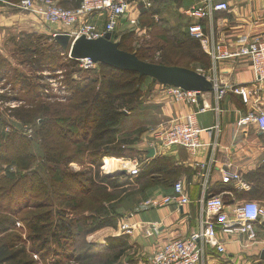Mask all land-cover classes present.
Returning <instances> with one entry per match:
<instances>
[{
	"label": "rangeland",
	"instance_id": "rangeland-1",
	"mask_svg": "<svg viewBox=\"0 0 264 264\" xmlns=\"http://www.w3.org/2000/svg\"><path fill=\"white\" fill-rule=\"evenodd\" d=\"M3 1L6 2L4 7L8 15L21 14V17L25 18L23 24L30 25L29 20L31 25L32 22H36L38 28L31 25L22 26L19 24L20 22H14L11 25L8 23V25L0 27V96L6 98V100L0 101V216L11 214L19 222L12 229V233H17L27 249H32V258L36 264H53L58 259L70 260L72 254L77 255L87 251L88 244L94 247L96 253L99 254L97 258H94L95 262L112 257L120 249V245L116 246V249L106 250L107 240L113 236L104 237L107 233L105 231L108 228L120 231L119 225L123 218L120 210L127 202L126 198H132L131 192H128L126 196L124 194L131 190L134 184L133 179L131 181L124 178L125 175L117 174L123 169L122 165L125 162L116 160L114 164H111L114 168L110 171L106 170L107 165L104 166L106 158L102 160L98 169L88 164L87 160H84L83 163L72 162L59 166L57 170L54 167L55 170L51 169L48 173L41 170L42 176L39 178L36 169V165L40 164L39 158H34L29 168L27 162H22L19 159H23L31 150L38 149V132L35 134L34 127L38 116L34 117L31 123L23 124L17 121L11 112L13 109L24 107L25 102L29 103L34 99L35 102L42 101V103L51 105L66 103L72 95L70 85L65 83L66 74L71 72L70 77L74 81L95 78L101 72L99 64L88 70H83L78 65L71 66L67 62L68 52L60 50L62 53L59 54L56 50H49L50 39H54V34H56L54 32L63 33L64 28L57 25L48 26L40 19L20 12L13 6L20 0ZM3 1H0V6ZM186 2L190 3L191 0H186ZM54 4L57 5L55 1ZM152 9L154 10L146 15H141V7L136 8L133 3L130 16L134 17L139 14L138 24L136 26H129L127 23L120 24L113 33L118 35L113 41L118 42L119 35L121 37L123 33L127 34L128 38L123 48L129 53H134L139 49L145 50L152 43L163 40H167V45L176 47L168 41H172V37L175 41L178 38H185L182 33H186L191 22L190 17L185 13L188 9H182L180 3L171 1L167 3L162 0H157ZM153 11H158L159 14L157 16L150 15ZM161 22L164 23L160 24ZM174 44L176 45V43ZM35 48L40 49L37 54V59H41L40 70L32 63L36 56L32 57L31 51H34ZM54 54H56L57 60L54 62L45 61V58ZM159 56V54L153 57L148 56L146 61L157 64ZM180 62L182 61L180 60ZM56 63L62 65L61 68L51 70V66ZM182 65L201 74L196 70L198 66L196 63H188V60H183ZM25 79H27L28 85H38V96L36 95L35 98L31 97L30 91L22 89L20 83ZM147 81L149 80L147 79ZM141 94L142 101H146L147 91L145 88H142ZM124 112L125 117L120 125L122 130L115 135L117 147H122L121 142L126 139L129 143L125 147L127 151L125 159L141 161L144 156H141L140 148L144 149L152 143H156L154 135L157 133L151 132V130L159 129L162 126V120H158V113L149 114L150 112L139 109H124ZM156 120L159 122L153 125ZM70 132L80 135L85 133L83 126H80L79 129L71 128ZM149 134H153V136L149 137ZM85 140L83 137L65 140L62 142V152L67 156L80 153ZM103 176L108 177L113 184H101L100 177ZM42 200L49 201V207L53 211H59L58 207L62 208L63 211H66L69 219H72L73 215H78V222L73 225L76 241L72 245L71 242L74 239L73 241L69 240L66 244L68 248L61 256L56 255L57 249L54 244L48 242L49 239H46L43 244L45 236L39 241H30L35 236L31 237L21 222V218L33 213L36 203ZM77 206L78 208H76ZM72 209H76V212H73ZM94 219L108 222L111 226L87 234L89 232L87 229L89 225H92ZM110 232L115 233L114 231ZM118 234L120 237L125 236ZM127 247L128 244L125 242L124 249ZM97 248L103 251L99 252ZM115 264L131 263L124 253ZM259 264H264V260L260 259Z\"/></svg>",
	"mask_w": 264,
	"mask_h": 264
},
{
	"label": "crops",
	"instance_id": "crops-1",
	"mask_svg": "<svg viewBox=\"0 0 264 264\" xmlns=\"http://www.w3.org/2000/svg\"><path fill=\"white\" fill-rule=\"evenodd\" d=\"M185 1H181L182 9L199 7L202 0H191L189 4ZM214 1L226 3L229 9L215 12L210 19L194 21L190 18V25L199 23L209 40L207 48L201 47L210 61V68L203 71L204 76L209 82L216 77L221 86L244 87L256 94L245 103L241 96L229 90L219 102H216L214 92L211 91L202 93L197 105L184 106L173 102L163 91L162 85L153 82L150 78L149 81L145 80L143 88L147 91V97L146 101L141 99L139 110L148 111L149 114L158 113L160 118L158 120H162V126L151 132L158 133L168 127L172 120L195 112V122L199 128L210 129L218 121L220 133L218 146L213 150L207 144L215 139L216 131L203 132L201 141L206 146L194 155L177 146L164 148L158 142L148 144L149 146L144 149L140 148L139 152L142 157L144 156L141 160L144 166L156 159L165 158L174 172L170 177H163L162 174L143 177L140 184H133L132 189L124 194L126 196L131 192L132 195V198H126L127 202L120 210L123 216L121 222L134 226L131 233L123 237L128 244L126 255L131 264H151V256L157 246L174 237H187L191 232L199 229L202 217L198 201L204 194L203 188L207 189V196H220L229 213L235 205L246 200L256 201L264 207V202L249 195L251 183L243 180L244 175L257 169H264V134L251 124L244 127L237 126V121L248 112L253 110L264 112V84L260 86L255 84L248 58L222 57L224 52L234 53L254 40L264 38V0ZM2 3L0 27L14 22H20L22 26L28 25L23 24L25 18L21 17V14L8 15L4 7L6 2ZM92 22L99 30H103L104 17H94ZM28 23L31 25L29 20ZM35 23L32 22L31 26L38 28V24ZM202 108L203 111H200ZM157 122L159 121L156 120L153 125ZM151 135L149 134V137H152ZM151 148L154 149V156L149 158L148 151ZM106 159L122 160L125 163L132 161V159L114 157ZM229 171L239 174L242 181L249 185V189L240 190L235 182L223 183L224 173ZM200 172H209L206 182L200 178ZM177 181H181L185 187L190 199L188 206L173 205L168 209L142 206L144 200L148 198L171 194ZM105 232L107 233L104 237L120 238L119 232L113 229L108 228ZM220 240L226 246V255L221 256L210 249L203 264H259L264 251V241L250 242L242 235L230 237L221 235Z\"/></svg>",
	"mask_w": 264,
	"mask_h": 264
},
{
	"label": "trees",
	"instance_id": "trees-1",
	"mask_svg": "<svg viewBox=\"0 0 264 264\" xmlns=\"http://www.w3.org/2000/svg\"><path fill=\"white\" fill-rule=\"evenodd\" d=\"M53 1L64 9H75L80 5L82 0ZM162 1L167 3L170 1L176 2L181 5L182 0ZM156 2L157 0H152L150 7H141V15H146L148 12L154 10L152 8ZM158 14V11L150 13L152 16H157ZM163 23L161 22L160 24ZM185 32L182 33L185 36L184 39L182 37V39L178 38L175 41L174 37H172V41H168L176 47L167 45V40H163L158 43H152L147 49H139L134 53L140 60L145 62H148L146 61L148 56L153 57L159 54V62L157 64L166 66L187 68L188 66L182 65V62L183 60H188V63H196L198 65L196 70L203 73L204 70L210 68L209 57L202 50L198 40L188 34V28ZM114 35L112 36L113 40L118 36ZM118 38L119 40H116H118L119 48L128 52V50L123 48L128 38L127 34L123 33ZM50 40L51 46L49 50H56L61 54L59 45L53 38ZM39 50L35 48L34 51H31V55L32 57L36 56L32 63L40 70L41 59H37ZM56 58V54L50 55L45 58V61L54 62V60H57ZM67 62L71 66L77 65L76 61L70 58ZM61 66L58 63L53 64L51 70L61 68ZM99 67L101 69L99 76L85 81H74L70 77L71 72L66 74L65 83L70 85L72 95L64 104L57 103L51 105L49 103H42V101L35 102L34 99L29 103L25 102L24 107L11 111L14 118L23 124L31 123L33 118L38 116L34 124L35 134L38 132L39 138L38 149L31 150L23 159H19L22 162H27L29 168L34 158H39L40 164L36 165V169L38 170L37 176L39 178L42 176L40 174L42 171L48 173L51 169L55 170L54 167L57 170L59 166L68 165L72 162L83 163L85 162L84 160H87L88 164L98 169L104 158H125L127 156L125 147L129 142L123 139L121 142L122 147H117L115 135L119 134L122 130L120 125L125 117L124 109H139L143 83L148 78L139 77L137 73L120 71L102 64H99ZM26 80L22 81L20 85L23 90L30 91L31 97L35 98L36 95L38 96V85H28ZM4 100L6 98L0 96V101ZM80 126H83L84 135L70 132L71 128L79 129ZM79 137H83V140L86 139L82 143L81 152L74 153L71 156L64 155L61 148L62 142L71 138L78 139ZM87 152H89V155H87ZM167 162V159L159 158L148 165H143L137 177L122 176L131 181L133 179L134 184L137 185L141 183L143 177L154 174L170 177L173 175L174 170L170 168ZM100 179L101 184H113L106 176L100 177ZM243 180L251 183L249 195H253V197H257L258 200L264 202V169H257L244 175ZM58 210H51L49 201L42 200L36 203L34 208L35 213L27 214V216L21 218V222L28 231V234L31 237L32 235L35 236L30 241H39L45 236L43 244L46 242V239H49L48 242L54 244L57 249L58 253L56 255L61 256L68 248L67 242L74 239L73 225L78 222V215H73V218L69 219L67 218L66 211H63L60 207H58ZM75 210L72 209L73 212H76ZM16 223L19 222L11 214L0 216V264H36L32 258V249H27L24 245L25 243L20 239L21 237L17 233H12V229ZM91 224L87 229L89 231L87 234L111 226L110 223L103 222L100 219H94ZM75 241L76 239L71 242L72 245ZM125 242L123 237L109 238L106 250L116 249L118 245H120V249L112 257L100 259L98 262H95L94 258H97L99 254L96 253L94 247L88 244L87 251H83V253L77 255L72 254V259L70 260L58 259L53 264H115L127 252L128 247L124 249ZM97 250L99 252L103 251L99 248Z\"/></svg>",
	"mask_w": 264,
	"mask_h": 264
},
{
	"label": "built area",
	"instance_id": "built-area-1",
	"mask_svg": "<svg viewBox=\"0 0 264 264\" xmlns=\"http://www.w3.org/2000/svg\"><path fill=\"white\" fill-rule=\"evenodd\" d=\"M133 3L136 8H148L152 5V0H82L75 9H64L55 5L53 0H20L13 6L20 12L40 19L48 26L57 25L64 28L63 33L69 34L71 40H75L81 36L97 39L103 37L106 33L112 35L122 23L136 26L139 14L134 17L130 16ZM228 9L229 7L226 3L202 0L199 7H191L185 13L194 21H200L205 18L210 19L215 12L227 11ZM94 17H104L103 30H99L92 22ZM188 34L198 40L202 48L208 47L209 40L199 23L189 25ZM222 57L248 58L255 84L258 86L264 84V38L256 39L234 53L224 52ZM75 61L79 68L83 70H88L96 65L88 58ZM201 74L204 75L202 72ZM210 82L213 86L216 102H219L229 90L241 96L245 103L249 101L252 95L256 94L254 91H248L244 87L228 88L221 86L216 77H213ZM162 87L163 91L167 93L173 102L184 106L197 105L202 95L195 91H185L181 88L163 85ZM203 109L200 111H203ZM215 110L219 112L218 109ZM195 115L196 113L194 112L172 120L168 127L154 135L155 142L160 143L164 148L181 147L191 155H194L199 149L206 146L201 141V134L208 130H215V139L207 144V146H211L215 150L218 146V134L220 133L219 122L217 121L210 129H201L195 122ZM250 124L256 126L264 134V112L253 110L237 121L238 127ZM142 166L143 162L132 160L123 164L122 168L126 170L128 176L134 178L140 174ZM199 176L203 182H206L209 172H200ZM222 181L225 184L235 182L240 190L249 189V185L242 181L236 172H225ZM203 189L204 194L198 201L202 217L199 229L191 232L187 237H174L157 246L152 253L151 264H203L210 249L215 250L221 256H225L226 246L220 240L221 235L228 237L242 235L250 242L264 241V207L262 205L253 200H246L235 205L229 213L226 210L225 202L220 196H207V189ZM189 204L190 199L183 183L177 181L171 194L148 198L144 200L142 206L144 208L168 209L173 205L185 207ZM133 227L128 223L121 222L119 233L128 235Z\"/></svg>",
	"mask_w": 264,
	"mask_h": 264
},
{
	"label": "water",
	"instance_id": "water-1",
	"mask_svg": "<svg viewBox=\"0 0 264 264\" xmlns=\"http://www.w3.org/2000/svg\"><path fill=\"white\" fill-rule=\"evenodd\" d=\"M54 40L62 51L68 52L72 60L88 58L95 64L137 73L139 77L150 78L160 85L195 91L198 94L213 91L212 84L197 71L142 61L134 53L121 50L118 42L113 41L110 33L97 39L81 36L75 40H71L67 33H60L54 36ZM153 156L154 149L151 148L148 151V157ZM117 174L127 175V172L123 170ZM261 259L264 260V251Z\"/></svg>",
	"mask_w": 264,
	"mask_h": 264
},
{
	"label": "bare ground",
	"instance_id": "bare-ground-1",
	"mask_svg": "<svg viewBox=\"0 0 264 264\" xmlns=\"http://www.w3.org/2000/svg\"><path fill=\"white\" fill-rule=\"evenodd\" d=\"M115 160H112V161L111 160H106V164L105 165L108 166L107 169H106L107 171H110V170H112L114 168V166H111V164L112 163L114 164Z\"/></svg>",
	"mask_w": 264,
	"mask_h": 264
}]
</instances>
